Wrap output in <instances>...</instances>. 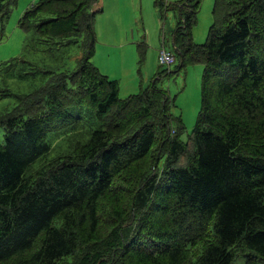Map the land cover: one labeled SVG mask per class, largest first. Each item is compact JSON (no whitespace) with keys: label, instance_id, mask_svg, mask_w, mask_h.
<instances>
[{"label":"trees","instance_id":"16d2710c","mask_svg":"<svg viewBox=\"0 0 264 264\" xmlns=\"http://www.w3.org/2000/svg\"><path fill=\"white\" fill-rule=\"evenodd\" d=\"M98 1L36 0L18 19L56 68L0 112V264H264V0H214L201 44V0H154L174 13L175 69L203 66L185 139L158 85L171 70L121 96L94 64ZM17 2L0 0V37Z\"/></svg>","mask_w":264,"mask_h":264},{"label":"rangeland","instance_id":"374dc122","mask_svg":"<svg viewBox=\"0 0 264 264\" xmlns=\"http://www.w3.org/2000/svg\"><path fill=\"white\" fill-rule=\"evenodd\" d=\"M32 1L36 0H18L6 20L4 35L0 37V70L4 69L10 59L22 58L26 61L22 62L19 59V64L14 68V76L0 74V112L16 106V94L27 92L39 84L38 73L32 75L28 72L33 69L56 68L54 66L56 62L51 59L44 46L35 50L27 47L29 35L18 26V19ZM213 3L214 0H201L197 21L192 28L193 40L196 43H204L207 38L212 22ZM99 6H103L104 11H101L102 17L99 15L101 12L96 15L97 41L94 63L103 73L107 72L110 77L118 79L121 96L133 93L128 89L140 82L144 86L150 83L159 70L164 68L171 70L172 72L158 80V85L173 99L172 111L182 118L185 132L181 137L185 139L194 128L199 115L203 66L192 64L175 69V65L178 64L176 61L170 66H159L157 63L156 56L160 47L172 49L174 13L168 10L162 18L154 6V0H99L93 8ZM115 12L121 24L127 28L128 36L117 30L106 32L105 35L102 32L101 29ZM118 29L122 30V26L118 25ZM70 50L69 53L72 54ZM74 58V55L69 56L59 68L72 70L76 65ZM2 134L3 129L0 128V138ZM244 262L245 257L241 255L233 264Z\"/></svg>","mask_w":264,"mask_h":264},{"label":"crops","instance_id":"0c3cea01","mask_svg":"<svg viewBox=\"0 0 264 264\" xmlns=\"http://www.w3.org/2000/svg\"><path fill=\"white\" fill-rule=\"evenodd\" d=\"M33 2V1H32ZM104 11V9H103V6H102V12ZM102 12L101 13H99V15H100V17H102ZM106 21V20H105ZM95 23H96V18H95ZM118 25H120V26H122V30L121 29H118ZM95 30H96V28H95ZM102 30V32L104 33V35H105V33L106 32H109V31H111V30H113V31H115V30H117L118 32H122V33H125V34H127V36H128V33H127V28L125 27V26H123L122 24H121V22H120V20H119V18H118V14L115 12L114 13V15L111 17V19H109L106 23H105V26L103 27V29H101ZM96 37H97V35H96ZM96 58V52H95V54H94V56H93V60ZM156 61H157V56H156ZM93 62H95V61H93ZM158 63V62H157ZM95 64V63H94ZM96 66H97V64H95ZM98 67V66H97ZM99 68V70L102 72V70H101V68L100 67H98ZM103 73V72H102ZM104 74H106V75H108V73L107 72H105ZM109 76V75H108ZM110 77V76H109ZM112 78V77H111ZM114 79H116V78H114ZM118 80V79H117ZM142 83L140 82L138 85H136V86H134L133 88H131V89H128V90H131L130 92H135V91H137L138 90V88L140 87V85H141ZM120 82H119V91H120ZM138 87V88H137ZM137 88V89H136Z\"/></svg>","mask_w":264,"mask_h":264},{"label":"built area","instance_id":"2783aa9c","mask_svg":"<svg viewBox=\"0 0 264 264\" xmlns=\"http://www.w3.org/2000/svg\"><path fill=\"white\" fill-rule=\"evenodd\" d=\"M157 59H158V63L160 65L169 66V65H171L174 62L175 56H174V53L171 50H169L166 47L162 46L158 50Z\"/></svg>","mask_w":264,"mask_h":264}]
</instances>
